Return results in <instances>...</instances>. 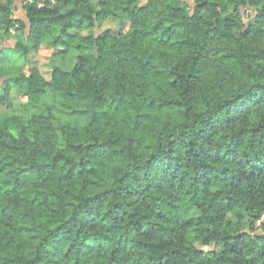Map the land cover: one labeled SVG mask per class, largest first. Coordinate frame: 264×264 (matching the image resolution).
I'll list each match as a JSON object with an SVG mask.
<instances>
[{
	"label": "clouds",
	"instance_id": "1",
	"mask_svg": "<svg viewBox=\"0 0 264 264\" xmlns=\"http://www.w3.org/2000/svg\"><path fill=\"white\" fill-rule=\"evenodd\" d=\"M0 264H264V0H0Z\"/></svg>",
	"mask_w": 264,
	"mask_h": 264
}]
</instances>
